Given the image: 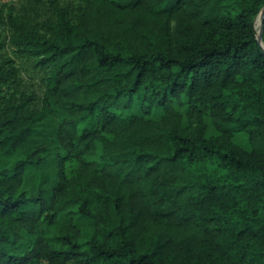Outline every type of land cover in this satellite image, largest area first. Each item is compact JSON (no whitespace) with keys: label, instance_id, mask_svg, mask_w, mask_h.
Here are the masks:
<instances>
[{"label":"trees","instance_id":"16d2710c","mask_svg":"<svg viewBox=\"0 0 264 264\" xmlns=\"http://www.w3.org/2000/svg\"><path fill=\"white\" fill-rule=\"evenodd\" d=\"M24 1L0 36V264H264V0Z\"/></svg>","mask_w":264,"mask_h":264},{"label":"rangeland","instance_id":"374dc122","mask_svg":"<svg viewBox=\"0 0 264 264\" xmlns=\"http://www.w3.org/2000/svg\"><path fill=\"white\" fill-rule=\"evenodd\" d=\"M24 0H0V36L5 39L8 38L9 33L7 32L6 19L8 14H12V16L16 17L18 20H24L23 18L29 19L30 12L26 10V6L24 5ZM25 21V20H24ZM257 22V21H256ZM255 27L259 30V27ZM15 64L19 65V74L18 78L20 80L21 90L25 94L29 95L32 98V103L36 104L42 97L44 81L43 74L38 72L35 68L32 67V64L27 61H22L16 59L8 47L7 43L5 44L4 51ZM183 113L184 111L181 110ZM150 117L157 119L159 117V113H153ZM208 124V135L213 133V129Z\"/></svg>","mask_w":264,"mask_h":264},{"label":"water","instance_id":"95a60500","mask_svg":"<svg viewBox=\"0 0 264 264\" xmlns=\"http://www.w3.org/2000/svg\"><path fill=\"white\" fill-rule=\"evenodd\" d=\"M257 19H260L259 30H257L256 27H255L256 34H257V41L259 42V44L261 46H263V44H262V35H263V30H264V27H263L264 8L262 9L261 13L257 16L255 22L257 21Z\"/></svg>","mask_w":264,"mask_h":264},{"label":"bare ground","instance_id":"6f19581e","mask_svg":"<svg viewBox=\"0 0 264 264\" xmlns=\"http://www.w3.org/2000/svg\"><path fill=\"white\" fill-rule=\"evenodd\" d=\"M256 26H260V19H257Z\"/></svg>","mask_w":264,"mask_h":264}]
</instances>
